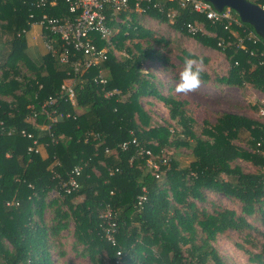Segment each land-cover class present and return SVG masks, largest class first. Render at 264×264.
<instances>
[{"label": "trees", "instance_id": "trees-1", "mask_svg": "<svg viewBox=\"0 0 264 264\" xmlns=\"http://www.w3.org/2000/svg\"><path fill=\"white\" fill-rule=\"evenodd\" d=\"M54 1L53 7L39 9L30 5L31 0H0V35L6 37L4 44L0 42V120L14 128L10 135L0 131L2 264H53L48 238L67 228V221L73 222L75 243L82 246L91 264H225L213 243L229 230L244 234L249 263L264 264V233L259 227L264 226V173H246L234 164L241 159L264 168V124L224 113L217 116L214 125L205 121L201 135H197L183 109L185 102L176 98L171 85L176 77L164 82L155 81L151 75L153 64L167 59L149 43L151 25L144 23L169 22L167 12L175 11L174 30L222 51L229 59L228 74L216 82L236 87L247 83L263 94L264 59L259 53L264 38L259 36L256 44L245 41L241 48L238 39L254 31L252 26L241 22V27L225 29V23H211L174 1L150 0L146 16L129 11L122 14L123 22L114 26L113 46L101 69L107 79L105 89H115L118 94L105 99L101 86L91 79L97 68L84 73L76 88V106L59 104V109L70 112L71 117L52 126L57 141L53 143L26 119L30 115L28 105L38 109L49 96L58 95L68 69L52 53L37 63L30 61L25 55L24 34L44 13L67 15L64 0ZM186 23H197L204 32L190 35L184 28ZM127 39L138 41L128 47L124 44ZM6 45L10 46L9 53L1 50ZM121 51L126 55H117ZM22 66L33 75H24ZM201 79L207 83L210 76L204 72ZM151 100L162 104L170 120L182 127L179 134L172 133L167 125L150 124L145 102ZM22 129L40 136L38 140L46 144V157L39 151L26 152L32 140L20 134ZM242 133L250 137V150H240L233 143ZM123 143H127L125 150ZM167 146L190 149L188 165L182 167L173 157L160 158ZM142 150H149L153 159L157 155L154 160L159 165V178L146 165ZM82 160L86 166L77 178L79 187L66 193L62 182ZM53 190L58 191L60 201L46 203L47 194ZM209 193L236 200L240 213L209 211L204 203ZM45 205L56 207V223L50 226L42 220ZM106 206L113 211L116 223L115 245L106 240L105 224L100 219Z\"/></svg>", "mask_w": 264, "mask_h": 264}, {"label": "rangeland", "instance_id": "rangeland-1", "mask_svg": "<svg viewBox=\"0 0 264 264\" xmlns=\"http://www.w3.org/2000/svg\"><path fill=\"white\" fill-rule=\"evenodd\" d=\"M144 25L146 27L151 25L148 28L151 35V37H149V43L167 59L165 62L159 61L154 63L153 65L155 66L151 69V75L155 81L159 80L164 82H169L171 78L174 79L176 77V81H172L171 84L174 92L178 82V75L182 68L183 59L187 56L184 53L203 58L205 66L204 72L208 73L210 81L202 83L197 92L191 93L187 96L175 92L176 98L185 102L183 109L186 112V116L192 120L190 124L197 135H201L205 121L209 125H214L217 116L224 113L241 115L255 119L259 123L264 124L263 93L257 91L247 83L243 84L241 87H236L226 86L216 82V78L226 76L230 69L229 59L222 51L213 50L201 45L191 36L181 34L174 30L172 25L167 21L158 22L155 20H146ZM25 35L26 33L24 36ZM0 38V42L4 44L6 37L0 35ZM137 41L138 39H127L124 44L125 46L130 47ZM143 41L144 40L141 42L143 43ZM165 42L167 44H165ZM117 55L121 57L126 54L121 51L118 52ZM22 67L23 70L21 69V71L24 75L29 77L33 75V72L30 69L24 66ZM161 92L165 94V89L161 88ZM146 103V112L150 117V124L152 126L167 125L172 133L173 130L176 134L181 132L182 127L176 122V120H170L169 113L162 104L156 103L154 100H151V102H145V104ZM77 113H80V111ZM249 139L250 137L247 133H242L239 138L233 141V143L240 150H250L248 145ZM38 149L41 156L46 157L45 147L40 145ZM162 157L166 160L173 157L182 167L188 165L192 159L190 149L173 146L163 148L160 158ZM154 159L157 161V155H154ZM234 164L240 166L243 172L246 173H264V168L254 166L250 162L241 159L236 160ZM162 179L163 175L158 179L159 182H161ZM59 196L57 190L50 191L45 198V202L47 203L53 199L60 201L61 198ZM204 203L209 211L214 209H229L236 213H240V204L236 200L221 194L209 193ZM55 208L54 205H45L42 210V220L47 226L56 223V221L53 220ZM34 219L37 221V216H35ZM67 225V228L59 230L56 235L49 236L48 238V251L51 262L53 264H91L88 257L84 256L82 246L75 243L73 236V222L67 221ZM259 227L264 233V226L260 225ZM213 246L223 258L225 264H251L247 261L248 257L244 252V248H249V245L245 242V237L242 233L229 230L226 234L218 235ZM0 264H2L1 261Z\"/></svg>", "mask_w": 264, "mask_h": 264}, {"label": "built area", "instance_id": "built-area-1", "mask_svg": "<svg viewBox=\"0 0 264 264\" xmlns=\"http://www.w3.org/2000/svg\"><path fill=\"white\" fill-rule=\"evenodd\" d=\"M174 1L182 9H190L196 14L203 15L206 20L211 23H225V29L230 26L241 27V20L238 15L229 7L217 11L210 2L205 0H171ZM251 3V0H248ZM150 0H64L67 9V15L48 16L44 13L38 24L41 28V37L44 42L46 53L57 55L59 64L68 69L67 78L63 80L58 95L49 96L44 100L39 108L28 105L30 115L26 118L31 126L37 131L45 132L51 138L53 143H57L53 139L51 128L58 122L71 117L70 112L59 109L60 102L68 103L72 107L76 106V88L81 76L91 68H97V73L91 78L92 81L100 85L105 99L117 95V90H106L107 79L104 77L101 65L107 59L108 50L112 45V35L115 31L114 26L123 22L122 14L132 11L136 15H145L150 9ZM264 11V3L257 4ZM30 5L34 8L53 7L54 0H31ZM161 11V7L157 4L152 5ZM33 14L29 15L32 18ZM168 21L174 25L176 21V12L171 10L167 12ZM31 24L30 26H32ZM186 32L190 35H196L204 32L203 27L197 23L184 24ZM245 32V31H244ZM209 35V34H207ZM245 41L256 44L260 41V37L255 31L250 30L245 37L238 39V44L244 45ZM102 42V45H98ZM219 45V44H218ZM254 52L251 51L250 55ZM264 59V48L259 53ZM39 119L43 120L40 124ZM7 128V129H6ZM0 131L10 135L14 132V128L5 126L4 121L0 120ZM20 134L32 140V145L27 148V153L38 152L41 142L38 140L40 136H34L32 132L22 129ZM132 143H136L135 140ZM44 147L46 144L43 145ZM123 150L127 149V143L121 144ZM40 152V151H39ZM146 157V165L153 170L154 177L159 178V165L152 158L149 150L140 151ZM86 163L82 160L80 164L73 167L68 174L67 179L62 182V187L66 193L76 191L79 187L77 178L83 171ZM100 219L105 226L104 235L106 240L115 245L116 240L114 233L117 232L116 223L114 221L113 211L106 206Z\"/></svg>", "mask_w": 264, "mask_h": 264}, {"label": "water", "instance_id": "water-1", "mask_svg": "<svg viewBox=\"0 0 264 264\" xmlns=\"http://www.w3.org/2000/svg\"><path fill=\"white\" fill-rule=\"evenodd\" d=\"M210 2L217 11L225 7L232 9L241 22L253 27L256 34L264 38V11L248 0H205Z\"/></svg>", "mask_w": 264, "mask_h": 264}, {"label": "clouds", "instance_id": "clouds-1", "mask_svg": "<svg viewBox=\"0 0 264 264\" xmlns=\"http://www.w3.org/2000/svg\"><path fill=\"white\" fill-rule=\"evenodd\" d=\"M205 71L204 61L202 57L192 54L183 59L181 71L178 75V82L175 92L187 96L197 92L202 84V74Z\"/></svg>", "mask_w": 264, "mask_h": 264}, {"label": "crops", "instance_id": "crops-1", "mask_svg": "<svg viewBox=\"0 0 264 264\" xmlns=\"http://www.w3.org/2000/svg\"><path fill=\"white\" fill-rule=\"evenodd\" d=\"M34 30H33V29ZM33 31H32V30ZM32 32H31V31ZM25 39V55L32 62H39L42 57L46 54L43 39L41 37V28L38 24H33L30 26L29 30L24 36ZM4 53H9L10 46H3L2 49Z\"/></svg>", "mask_w": 264, "mask_h": 264}]
</instances>
